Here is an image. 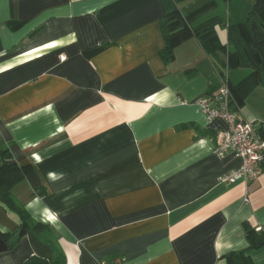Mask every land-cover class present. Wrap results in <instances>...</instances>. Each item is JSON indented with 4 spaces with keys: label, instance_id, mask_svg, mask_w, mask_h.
Returning <instances> with one entry per match:
<instances>
[{
    "label": "crops",
    "instance_id": "1",
    "mask_svg": "<svg viewBox=\"0 0 264 264\" xmlns=\"http://www.w3.org/2000/svg\"><path fill=\"white\" fill-rule=\"evenodd\" d=\"M207 1L0 0V150L28 168L13 197L54 244L28 232L0 264H228L241 251L264 264L245 231L264 233V164L254 182L226 181L242 161L215 155L226 123L197 105L253 73L229 47L232 21L217 55L188 36L160 56L165 17ZM262 83L231 110L264 139ZM21 225L0 203V239Z\"/></svg>",
    "mask_w": 264,
    "mask_h": 264
},
{
    "label": "trees",
    "instance_id": "2",
    "mask_svg": "<svg viewBox=\"0 0 264 264\" xmlns=\"http://www.w3.org/2000/svg\"><path fill=\"white\" fill-rule=\"evenodd\" d=\"M223 1V0H222ZM228 2L229 0H224ZM221 0H209L189 13L176 11L165 17L163 27L166 39V47L160 56L165 63L175 59V46L188 36L199 38L207 47L210 54L224 50V46L217 41L216 28L226 25L217 14ZM250 10L246 21L229 26V47L234 49L243 66L250 68L253 73L249 79L241 84L233 86L223 78L231 92L232 106L243 104L246 94L249 92L251 83H262L261 76L264 72V0H253L249 4ZM222 70H225L222 69ZM224 74V71H221ZM264 85V82L262 83ZM214 98L217 95L213 96ZM27 167L19 166L13 162L8 148L0 150V203L19 215L22 225L14 235L5 234L3 239L8 249L13 248L18 241L28 232L35 234L45 241L49 227L39 222H33L27 210L21 207L15 200L12 190L16 184L25 179ZM33 223V224H32ZM245 231L250 243V249H258L264 246V233H256L255 230L245 225ZM54 245L52 242L45 241ZM57 252L56 246H54ZM247 251L233 252L224 257L228 264H253ZM54 260L45 261L32 259L26 264H58Z\"/></svg>",
    "mask_w": 264,
    "mask_h": 264
},
{
    "label": "built area",
    "instance_id": "3",
    "mask_svg": "<svg viewBox=\"0 0 264 264\" xmlns=\"http://www.w3.org/2000/svg\"><path fill=\"white\" fill-rule=\"evenodd\" d=\"M231 92L223 84L215 98L205 96L197 105L208 121L221 119L226 123V130L216 137L214 153L220 158L234 155L241 159V166L230 173L225 180L231 183L243 180L254 182L262 174L264 164V139L258 134L253 123L239 119L231 110Z\"/></svg>",
    "mask_w": 264,
    "mask_h": 264
},
{
    "label": "rangeland",
    "instance_id": "4",
    "mask_svg": "<svg viewBox=\"0 0 264 264\" xmlns=\"http://www.w3.org/2000/svg\"><path fill=\"white\" fill-rule=\"evenodd\" d=\"M250 3H253V0H229L228 2L221 0L217 14L224 23L228 24L231 20V25H234V22L241 20L245 16L244 13ZM243 7L245 8L242 9Z\"/></svg>",
    "mask_w": 264,
    "mask_h": 264
},
{
    "label": "water",
    "instance_id": "5",
    "mask_svg": "<svg viewBox=\"0 0 264 264\" xmlns=\"http://www.w3.org/2000/svg\"><path fill=\"white\" fill-rule=\"evenodd\" d=\"M8 247L3 239H0V252L7 251Z\"/></svg>",
    "mask_w": 264,
    "mask_h": 264
}]
</instances>
